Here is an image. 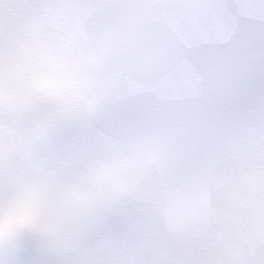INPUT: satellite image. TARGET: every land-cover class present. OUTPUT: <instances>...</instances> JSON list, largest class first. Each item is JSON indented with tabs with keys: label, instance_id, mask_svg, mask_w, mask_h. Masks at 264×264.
<instances>
[{
	"label": "snow or ice",
	"instance_id": "6c2138e0",
	"mask_svg": "<svg viewBox=\"0 0 264 264\" xmlns=\"http://www.w3.org/2000/svg\"><path fill=\"white\" fill-rule=\"evenodd\" d=\"M0 264H264V0H0Z\"/></svg>",
	"mask_w": 264,
	"mask_h": 264
}]
</instances>
